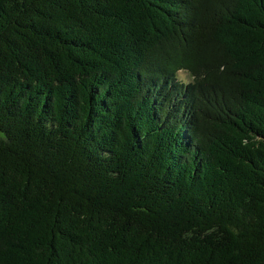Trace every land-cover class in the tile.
I'll return each instance as SVG.
<instances>
[{"label":"trees","instance_id":"obj_1","mask_svg":"<svg viewBox=\"0 0 264 264\" xmlns=\"http://www.w3.org/2000/svg\"><path fill=\"white\" fill-rule=\"evenodd\" d=\"M0 133V264H264V0H0Z\"/></svg>","mask_w":264,"mask_h":264},{"label":"rangeland","instance_id":"obj_2","mask_svg":"<svg viewBox=\"0 0 264 264\" xmlns=\"http://www.w3.org/2000/svg\"><path fill=\"white\" fill-rule=\"evenodd\" d=\"M179 80H182L184 82H187L188 81V77L186 74L184 73H180L179 76H178ZM3 134L0 133V140L3 139Z\"/></svg>","mask_w":264,"mask_h":264}]
</instances>
